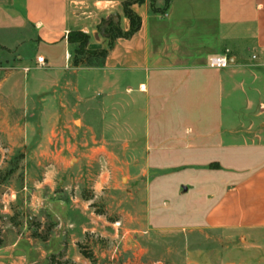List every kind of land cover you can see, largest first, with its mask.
I'll return each mask as SVG.
<instances>
[{
    "label": "rangeland",
    "instance_id": "obj_1",
    "mask_svg": "<svg viewBox=\"0 0 264 264\" xmlns=\"http://www.w3.org/2000/svg\"><path fill=\"white\" fill-rule=\"evenodd\" d=\"M145 2L159 12L167 0ZM88 41L109 46L101 32ZM78 47L70 43L71 65ZM80 57L89 63L79 66L84 71L103 65L101 57ZM19 61L17 51L1 50L0 80ZM33 68L29 64L25 71ZM19 76H11L1 91L12 99L4 104L0 97L4 264H255V250L204 222L212 204L255 162H177L171 155L162 160L154 145L109 142L112 135L124 137L125 127L131 138L143 115L139 103L125 110L119 99L117 121L104 83L83 98L44 100L37 78L26 82ZM133 91L139 95L136 87ZM44 101L51 108L45 110ZM18 102L34 105L33 114ZM150 119L154 131L153 114Z\"/></svg>",
    "mask_w": 264,
    "mask_h": 264
},
{
    "label": "crops",
    "instance_id": "obj_2",
    "mask_svg": "<svg viewBox=\"0 0 264 264\" xmlns=\"http://www.w3.org/2000/svg\"><path fill=\"white\" fill-rule=\"evenodd\" d=\"M124 1L0 0L1 50L17 51L20 58L17 70L0 80L3 103L12 99L1 91L14 75L37 78L44 100L83 98L104 83L117 121L119 99L125 110L139 103L143 113L131 138L125 127L124 137L112 135L109 142L123 138L127 146L154 145L157 156L171 155L177 162H255L212 204L204 222L233 233L255 250V264H264V0H172L164 13L152 11L147 2L134 4L142 18L135 35L119 38L99 68L71 65V32L97 37L109 18L130 29ZM212 56L227 57L229 65L211 67ZM40 57L46 67L38 64ZM29 64L34 68L26 72ZM79 74L87 80L78 81ZM43 103L45 110L51 108V101ZM19 104L33 114L34 105Z\"/></svg>",
    "mask_w": 264,
    "mask_h": 264
},
{
    "label": "trees",
    "instance_id": "obj_3",
    "mask_svg": "<svg viewBox=\"0 0 264 264\" xmlns=\"http://www.w3.org/2000/svg\"><path fill=\"white\" fill-rule=\"evenodd\" d=\"M172 0H167L166 6L163 11H159L164 13L170 6V2ZM145 0H126L123 2V10L125 16L130 20V29L125 31L120 26L119 21H116L114 18L105 19L99 25V31L103 34L104 38L109 41L108 48H101V49H89V35L80 31L71 32L69 34V42L75 43L79 42V47L74 50L73 56V65L74 66H82V65H89L87 62L86 57L82 58L80 56L91 55L98 56L104 59L108 55L109 51L114 47L116 41L119 38H131L135 35L142 26V18L136 14L132 6L134 4H143ZM158 12V11H157ZM1 49H5L0 47Z\"/></svg>",
    "mask_w": 264,
    "mask_h": 264
},
{
    "label": "built area",
    "instance_id": "obj_4",
    "mask_svg": "<svg viewBox=\"0 0 264 264\" xmlns=\"http://www.w3.org/2000/svg\"><path fill=\"white\" fill-rule=\"evenodd\" d=\"M38 64L42 67L47 65L43 57L38 58ZM209 65L214 68H224L229 65V59L225 56H212L209 59Z\"/></svg>",
    "mask_w": 264,
    "mask_h": 264
},
{
    "label": "water",
    "instance_id": "obj_5",
    "mask_svg": "<svg viewBox=\"0 0 264 264\" xmlns=\"http://www.w3.org/2000/svg\"><path fill=\"white\" fill-rule=\"evenodd\" d=\"M103 45L101 43H91L89 44V49H101Z\"/></svg>",
    "mask_w": 264,
    "mask_h": 264
}]
</instances>
